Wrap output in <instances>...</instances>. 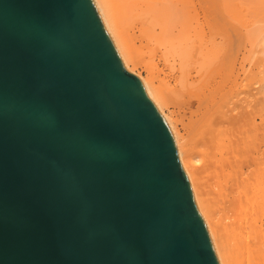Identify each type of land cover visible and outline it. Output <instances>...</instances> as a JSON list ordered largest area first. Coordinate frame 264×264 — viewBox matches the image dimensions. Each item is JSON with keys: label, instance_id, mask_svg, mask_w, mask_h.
Wrapping results in <instances>:
<instances>
[{"label": "water", "instance_id": "water-1", "mask_svg": "<svg viewBox=\"0 0 264 264\" xmlns=\"http://www.w3.org/2000/svg\"><path fill=\"white\" fill-rule=\"evenodd\" d=\"M0 264H220L95 0H0Z\"/></svg>", "mask_w": 264, "mask_h": 264}, {"label": "bare ground", "instance_id": "bare-ground-1", "mask_svg": "<svg viewBox=\"0 0 264 264\" xmlns=\"http://www.w3.org/2000/svg\"><path fill=\"white\" fill-rule=\"evenodd\" d=\"M175 137L220 264H264V0H95Z\"/></svg>", "mask_w": 264, "mask_h": 264}]
</instances>
